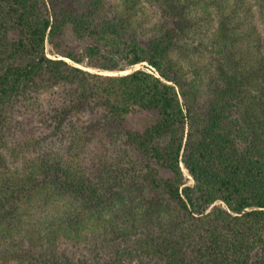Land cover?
Masks as SVG:
<instances>
[{
	"label": "trees",
	"instance_id": "16d2710c",
	"mask_svg": "<svg viewBox=\"0 0 264 264\" xmlns=\"http://www.w3.org/2000/svg\"><path fill=\"white\" fill-rule=\"evenodd\" d=\"M148 1L0 0V264H264V0Z\"/></svg>",
	"mask_w": 264,
	"mask_h": 264
},
{
	"label": "rangeland",
	"instance_id": "374dc122",
	"mask_svg": "<svg viewBox=\"0 0 264 264\" xmlns=\"http://www.w3.org/2000/svg\"><path fill=\"white\" fill-rule=\"evenodd\" d=\"M109 3H119V0H108ZM141 3H149L148 0H142ZM75 37L72 33V28L68 27L65 31V37H64V41L71 44V45H76L77 48H79V44H77V42L75 41ZM46 51L49 57L55 58L56 54H54L52 52V49L50 47V45L47 44L46 46ZM82 66V65H79ZM147 66V64H140V65H136L134 66V68H142V67ZM84 67V66H82ZM86 68V67H85ZM147 68V67H146ZM94 72H96V69H90ZM131 69L127 70V71H122V73H127L129 72ZM148 70L152 71L149 67ZM104 74H116L117 72H102ZM46 97V96H44ZM24 113L23 109H18V115H22ZM156 118V115L154 112H137V113H133L127 116V121H126V127L133 129V130H142L148 123H150L151 121H153ZM16 133L14 134V136H12L11 141H13L14 143H16L15 140L18 139H22L24 136H26L27 132H29L30 130H27L26 132L24 131H20V129H16ZM21 137V138H19ZM185 172L187 173V171L185 170ZM218 204H220L221 202L218 201Z\"/></svg>",
	"mask_w": 264,
	"mask_h": 264
}]
</instances>
